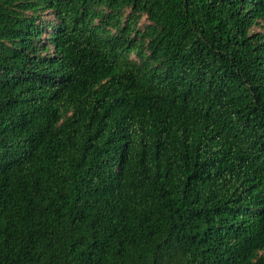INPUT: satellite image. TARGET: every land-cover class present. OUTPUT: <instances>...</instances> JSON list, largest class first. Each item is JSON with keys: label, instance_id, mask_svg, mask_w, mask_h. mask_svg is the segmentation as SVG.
Returning <instances> with one entry per match:
<instances>
[{"label": "trees", "instance_id": "trees-1", "mask_svg": "<svg viewBox=\"0 0 264 264\" xmlns=\"http://www.w3.org/2000/svg\"><path fill=\"white\" fill-rule=\"evenodd\" d=\"M0 264H264V0H0Z\"/></svg>", "mask_w": 264, "mask_h": 264}]
</instances>
